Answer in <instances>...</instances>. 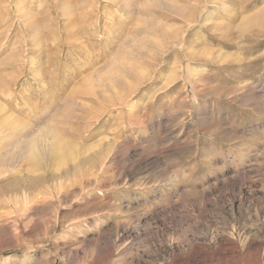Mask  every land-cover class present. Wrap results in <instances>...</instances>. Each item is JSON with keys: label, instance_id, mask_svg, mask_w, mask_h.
Here are the masks:
<instances>
[{"label": "rangeland", "instance_id": "1", "mask_svg": "<svg viewBox=\"0 0 264 264\" xmlns=\"http://www.w3.org/2000/svg\"><path fill=\"white\" fill-rule=\"evenodd\" d=\"M0 163V264H264V0H0Z\"/></svg>", "mask_w": 264, "mask_h": 264}, {"label": "bare ground", "instance_id": "2", "mask_svg": "<svg viewBox=\"0 0 264 264\" xmlns=\"http://www.w3.org/2000/svg\"><path fill=\"white\" fill-rule=\"evenodd\" d=\"M123 68V67H122ZM125 69V68H124ZM131 71V70H130ZM130 73V72H129ZM92 89V88H91ZM8 118V117H7ZM47 142V141H46ZM54 149L52 148V149H50L49 151H48V153L51 155V153H52V151H53ZM48 153L46 154V155H48ZM45 155V156H46ZM95 155V154H94ZM96 156V155H95ZM34 158L37 160V162H40L41 163V161L43 160V158H40L39 156H34ZM46 159H47V156H46ZM1 164V163H0ZM46 178V177H45ZM34 179V178H33ZM15 201V200H14Z\"/></svg>", "mask_w": 264, "mask_h": 264}]
</instances>
